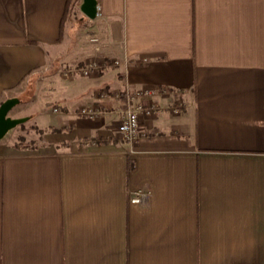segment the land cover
<instances>
[{
  "label": "crops",
  "instance_id": "obj_1",
  "mask_svg": "<svg viewBox=\"0 0 264 264\" xmlns=\"http://www.w3.org/2000/svg\"><path fill=\"white\" fill-rule=\"evenodd\" d=\"M67 1L0 0V102L42 129L0 139V264H264V0H96L86 34ZM91 57L130 64L62 76ZM126 86L168 90L135 144Z\"/></svg>",
  "mask_w": 264,
  "mask_h": 264
},
{
  "label": "built area",
  "instance_id": "obj_2",
  "mask_svg": "<svg viewBox=\"0 0 264 264\" xmlns=\"http://www.w3.org/2000/svg\"><path fill=\"white\" fill-rule=\"evenodd\" d=\"M98 14V11L96 15ZM89 41L97 43L98 37L91 36ZM130 62L127 59H118L115 57L100 58L91 57L87 59L80 66H72L64 68L62 72L63 77L72 75H89L92 72L103 70L107 67H127ZM168 95V90L165 87L145 86L141 88L124 87L117 93V97L122 98L123 106L117 111L120 118L117 123V136L119 139L130 144H135L143 135L141 127V117L150 116L157 110L162 109L156 102L157 97ZM181 107V102L177 101L174 105H169L166 110L172 113H178ZM54 111L57 107L53 108ZM79 114L94 118L101 112L97 107L83 105L78 108ZM147 199V192L139 190L129 195V202L143 204Z\"/></svg>",
  "mask_w": 264,
  "mask_h": 264
},
{
  "label": "rangeland",
  "instance_id": "obj_3",
  "mask_svg": "<svg viewBox=\"0 0 264 264\" xmlns=\"http://www.w3.org/2000/svg\"><path fill=\"white\" fill-rule=\"evenodd\" d=\"M87 19L88 18L76 19V21H75V28L83 29L82 33L85 32V34L88 32L87 27H84V26H86L85 21ZM73 50L74 49H72V47H70L67 50V52H65V56H67V54H70L71 52H73ZM27 90H29V89H27ZM26 93H27V91H26ZM18 98H19V103L16 104L15 106H13L9 110L8 115L11 117L28 116V119L25 122H23L21 126L19 124V125L15 126L14 128H11L10 130H8L7 133L3 137L5 140H12L13 141L15 139V137H17L18 135H25L27 127L30 126L31 124L36 123V120L34 121V117H36L38 115L40 116V114H41V110H40L39 114L37 113V114L32 115L34 113L35 109L33 107H31L30 104L26 103L25 91L20 93ZM50 108H51V105L46 106L44 116L42 119H39V121H42L44 118L49 119L50 117H53V115L50 114V112H49Z\"/></svg>",
  "mask_w": 264,
  "mask_h": 264
},
{
  "label": "water",
  "instance_id": "obj_4",
  "mask_svg": "<svg viewBox=\"0 0 264 264\" xmlns=\"http://www.w3.org/2000/svg\"><path fill=\"white\" fill-rule=\"evenodd\" d=\"M79 9L86 18L93 19L97 13L96 0H82ZM18 103L19 98L16 96L8 97L0 102V139L8 130L28 119V116L11 117L8 115L9 110Z\"/></svg>",
  "mask_w": 264,
  "mask_h": 264
},
{
  "label": "trees",
  "instance_id": "obj_5",
  "mask_svg": "<svg viewBox=\"0 0 264 264\" xmlns=\"http://www.w3.org/2000/svg\"><path fill=\"white\" fill-rule=\"evenodd\" d=\"M71 3L70 0L67 1L66 6H65V11L63 14V17L61 19V27L65 22L66 19V13L69 10ZM22 123L20 124V126ZM49 130L51 131H62L63 128H55V127H49ZM37 132V133H42V129L37 128L35 125L31 124L30 126L27 127L26 134L25 135H18L15 137L13 140V146L17 148H34L35 147V141L34 138L30 136V133Z\"/></svg>",
  "mask_w": 264,
  "mask_h": 264
}]
</instances>
